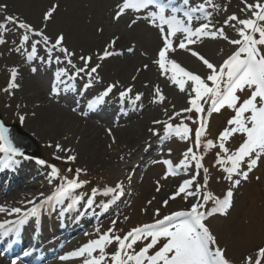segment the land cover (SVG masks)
<instances>
[{
  "label": "snow or ice",
  "instance_id": "1",
  "mask_svg": "<svg viewBox=\"0 0 264 264\" xmlns=\"http://www.w3.org/2000/svg\"><path fill=\"white\" fill-rule=\"evenodd\" d=\"M241 3L243 7L240 11L246 13V17L230 14L223 21V25L217 27L211 22L206 7L211 6L215 10L217 6L213 0H204L203 3L195 7H186L183 11L180 7H170L161 0H116L111 14L113 21L120 22L127 17L126 26L130 30L134 31L141 22L156 30L159 43L151 64L157 66L160 75L169 86H174L187 98L188 106L174 113V116L195 113L197 114L195 119L190 116L184 119H192V122L198 126L193 130L183 122L175 126L159 120L154 123L163 124L168 135H175L181 140L190 138L194 131L196 150L203 148L207 151L217 148L216 163L221 166L229 187L222 198L206 191L208 169L203 168V156L197 155L193 148L189 147L179 167L187 169L191 160L194 162L195 171L190 178L178 184L177 190L168 199L175 200L183 196L193 198L194 202L187 208L171 212L155 219L152 223L133 227L122 236L116 234L114 220L113 226L106 232L100 233L97 239L72 253L74 257H84V264H105V261H108V264H232L207 221L210 216L229 214V210L234 206L235 190L242 182L249 179V174L264 160V0H252V2L241 0ZM183 5L188 6L189 0H183ZM2 8H6V5H0V9ZM58 9L59 5L53 4L43 12L42 22L45 26L54 19ZM194 13L204 15V21L195 27L192 26ZM180 15L183 18H178ZM195 19L199 20V17ZM10 26L20 30L18 46L14 49L17 53L26 52L29 61L42 59L46 63L54 61L58 65L64 64V67L55 73L58 83H63V78L69 81L82 78L85 80L82 87L90 88L93 82H100L99 70L102 62L111 57L125 55L124 51H116L119 37H113L99 52L79 55L78 59L82 63L78 66L73 61L76 53L66 46V36L63 32L49 37L43 29L35 27L26 20L5 14L3 22H0V45L7 43L5 35ZM227 27L233 28L239 38L229 37L225 32ZM99 31L103 32V29L100 28ZM205 39L224 40L228 45L233 46V50L219 64L213 63L194 47L197 42L202 43ZM40 45H43V50L46 52L44 57L39 55ZM177 50H183L200 61L206 70L205 73L203 75L194 73L173 59L172 54ZM126 52L135 53L136 45L130 44ZM141 55L147 53L142 52ZM148 68L149 64H144L142 70ZM36 70L32 69L33 72ZM17 74V69L13 68L5 91L18 87ZM115 87V84H109L104 88L88 105L89 109L103 104ZM51 91L53 94H58L56 86ZM132 92L133 89L127 87L120 91L119 95L121 99L132 98L136 102L142 100L143 93H136L132 97ZM165 100L166 96L162 88L155 85L152 90V103L163 104ZM224 108L233 113L227 121L228 126L219 133L215 142L211 139L204 142L202 137L207 128L205 114L219 113ZM173 118L169 117V119ZM18 119L23 122L25 117L20 115ZM235 135L240 136L241 142L234 151H231L226 147V142ZM56 150L71 151L62 148L59 144L56 145ZM0 152L5 153L7 157L0 161V167L3 168H10L16 164L15 157L28 159L21 148L13 143L9 129L3 123H0ZM65 159L70 162L75 161L76 156L69 155ZM37 163L49 167L50 179H59L60 183L51 195L39 199L38 202L28 201L32 206L26 211L22 212L21 208L12 209L9 215L16 214L19 219L6 222L13 225L11 229H6L5 224H0V229H4L0 232V236H8L13 230L18 236L22 235V228H26L30 222L34 223L30 218L40 216L45 205L63 204L86 183L79 179L83 169H76L74 177L68 179L60 176L56 166L48 165L44 160H38ZM163 163L167 165L170 174L176 173L177 168L172 161L165 160ZM201 169L204 179L202 183H197ZM68 171L73 170L68 169ZM93 192L95 193L96 190L93 189ZM109 194H112L113 199L122 196L123 184L117 183L114 187L107 188L104 195ZM209 201L214 204L211 209L207 207ZM86 202L91 207L92 199L89 198ZM79 203V200L71 199L67 207L70 210ZM163 204L167 207L168 201L165 200ZM104 207H107V204ZM155 215H160L159 209L155 211ZM140 242L143 244L137 248L136 245ZM112 244L116 245V249L109 254L106 250ZM96 253L98 255H95ZM261 260H264V246L256 249L255 264H261ZM12 264H16V261H12ZM241 264H253V257L251 255L243 257Z\"/></svg>",
  "mask_w": 264,
  "mask_h": 264
},
{
  "label": "rangeland",
  "instance_id": "2",
  "mask_svg": "<svg viewBox=\"0 0 264 264\" xmlns=\"http://www.w3.org/2000/svg\"><path fill=\"white\" fill-rule=\"evenodd\" d=\"M168 1V0H166ZM165 0L162 3L165 4ZM197 2V0H195ZM252 2V0H249ZM88 6L91 7V11L96 13H101V7L106 5V0H87ZM7 5L6 0H0V5ZM243 5H240V9ZM235 13L241 18L246 17V13L241 12L240 10L233 9L230 14ZM8 14L6 10L0 9V22H3L4 15ZM111 15H109V18ZM178 18H183L180 15ZM127 17L123 18L120 22L112 21V27L117 26L121 33L127 34L129 37H132L136 45V58L134 61L128 64L130 71L124 73L125 78H129L130 75L134 74L137 69L140 68V64H144L146 59H149L150 54L141 56V53H146L145 49L142 47V38L146 34H151L149 26L142 25L143 22L135 28V30H130L126 26ZM200 22L196 23V26ZM109 26L110 33H105L103 43L105 44L112 37H116V33L113 28ZM226 34L233 38L238 39L236 31L231 28H225ZM20 37V30L9 27L8 32L5 35L7 40L6 44L0 45V118L3 124L5 125H17L20 130L28 135L32 139L36 146L39 148L40 156L39 158H31L28 155V159L33 161L44 173V179L40 180L38 186L32 193V199L43 197L47 193L55 191V188L60 183L59 179H50V168L40 165L37 163L38 160H44L52 162H66L76 169H83V174L86 175V178L91 181L90 185L97 184L96 187H103V192L105 193L106 189L109 187H114L117 183L123 184L122 196H119L117 201L111 202L112 196H100L92 203L91 207L87 204V200L92 194L90 188H85L81 193H77V198L80 199V208H77L78 211L82 212L84 206L91 209L92 213L85 214L83 219H86L88 215H94V226L92 228H87L81 232L75 239H71L72 229H78L81 231V228L70 226L67 229L57 228V223L52 220V218H47L40 223V233L36 234L33 230L38 229L34 223H29L27 230L23 233L22 240L26 242L28 247H35L38 250H41L43 254H51L43 260V263L40 264H84V257H74L72 253L76 252L79 248L83 247L92 240L98 238L100 233L106 232L110 227H112V222L115 220V228L117 230V235H124L128 230L133 227L141 226L146 223H152L155 219L162 218L164 215H168L171 212L185 209L189 206L190 203L194 202L193 198H185L183 196L177 197L175 200H169V196L172 195L178 187V184L181 183L184 179L190 178L195 171L194 162L189 160V167L187 169L180 168L179 165L184 159V154L187 152L189 147H192L196 152L194 140L195 133H191L190 138L181 140L175 135H168L163 124H160L154 131L148 134V138L156 133L158 139H164V143L159 145L156 149H149V153H139V156L136 157L133 161H130V158L127 160L129 155L134 154L136 147L132 145L125 148L126 150L122 151L121 155H117L120 150L114 148L108 143L102 146L103 155L97 156L92 154V157L89 155L94 151L101 153V150H98L94 147L97 142L93 141L91 136L87 131V127L84 126L85 123L91 124L95 122L92 118H95L94 114L96 112L90 111L88 105L92 103L91 98H86L83 100H74L71 104H68V98L64 99L62 103L54 102L57 109L64 114L72 113L74 116H81L85 123L82 124V130L76 131L75 133L69 132L68 129H63L61 135L63 139L67 141L68 144L80 145L84 151V155H80L76 150L66 154H56L50 145V140H47V137L43 135L45 126L36 125L34 123L35 118L32 111L25 110V112H20V107L17 102L18 94L11 89L5 91L9 82L10 75L13 68L16 69L18 66V61L21 60V66H25V61L22 60V54L17 53L14 49L18 46V40ZM142 37V38H141ZM103 44V45H104ZM219 54L218 60L213 62L219 64L224 58L229 55L233 46L228 45L224 40H219ZM156 52L152 55L154 57ZM19 55V56H18ZM147 57V58H146ZM121 59L110 58L109 62H102V67L99 70V76L104 77L105 84L109 83V79L115 77L114 69L118 66H122L124 62L120 61ZM121 62V63H120ZM17 77L22 74L30 73V69H17ZM146 71L140 73V81L146 75ZM52 75V73H48ZM16 77V78H17ZM35 77V76H34ZM149 80L157 85L167 87L169 93L166 96V100L163 104H157L154 109H148L146 106L143 109L138 108L139 112L136 116L130 115L129 119L125 121H120L126 125L129 123H136L140 121L141 118L148 115L152 111V116L158 117L162 122L173 124L174 126L183 122L189 128L195 129V125H190L184 117L190 116L193 119L197 117L195 113H182L180 116H174V113L179 112L181 109L187 107V98L183 93H180L178 89L174 86H169V83L160 75L159 71H154L153 74L150 73ZM37 89L43 92L45 95L51 94L52 82L51 78L48 75L36 74ZM19 82V81H16ZM243 96V94H241ZM66 102V105L65 103ZM207 109V105L205 106ZM87 108V109H86ZM75 109V111L73 110ZM94 109V108H93ZM87 111L90 114V117H87L86 114H82L83 111ZM231 110L222 109L219 113H211V116L208 117L207 113L206 120L208 127L206 128L205 139H202L204 142L211 139L214 142L217 140V137L222 129L227 127V121L230 116L227 114ZM232 115L233 113L230 112ZM92 114V115H91ZM23 115L25 120L21 122L18 117ZM138 116V118H136ZM174 117L169 119V117ZM4 118H6L4 120ZM98 118H96V121ZM189 120V119H187ZM103 124H113V122L98 121ZM212 122V124H211ZM102 126V125H101ZM105 126V125H104ZM217 128H220L217 131ZM237 136V135H236ZM240 138V136H239ZM236 141V140H235ZM231 140L226 142V147L235 149L236 146L233 144L230 145ZM237 142V141H236ZM91 146V150H90ZM137 146V144H136ZM216 148L210 149V155L208 158L204 155L202 148L200 149L201 155L203 156V168L208 169L207 173V189L214 196L222 198L224 192L229 187L228 182L224 179V173L221 170V167L216 163V153L214 151ZM212 151V152H211ZM151 152L155 153L154 158ZM113 154L107 156V154ZM83 154V153H82ZM197 154V153H196ZM74 155L76 156L75 161H67L66 156ZM124 156H126L125 159ZM215 156V157H214ZM41 157V159H40ZM59 157V158H58ZM122 160V162H120ZM165 160H170L173 162L174 167L177 168V171L174 175L169 173L167 165L163 163ZM167 177V178H165ZM204 179L203 169L200 170V175L197 177V183H202ZM93 183V184H92ZM172 183H174L173 190H171ZM21 191V190H19ZM100 192V191H99ZM43 193V196H41ZM112 195V194H111ZM167 200V207L164 206L163 202ZM107 204V207L104 205ZM214 206V205H213ZM211 201H209L207 207L211 209ZM15 208H21L22 205L16 206ZM159 209L160 215L156 216L155 211ZM81 214V213H80ZM18 216V215H16ZM9 217V212L3 216H0V219ZM19 217V216H18ZM10 218V217H9ZM208 226L210 230L218 237L219 245L226 251L227 257L232 261V264H241L243 257L251 255L253 257V264H255L256 258V249L258 247L264 246V160H262L259 165L253 169L249 174V179L242 182L241 186L235 190L234 194V206L229 210L227 216L215 215L208 218ZM81 225H84L82 223ZM12 226L6 227V229H11ZM55 232L59 233V236L53 237ZM163 241H161L162 243ZM143 242L138 243L137 245H142ZM41 246V247H40ZM116 249V245H110L106 252L112 253ZM95 255H98L96 253ZM46 260V261H45ZM47 262V263H45ZM2 264V263H0ZM3 264H12V261H5ZM21 264V263H18ZM105 264H108V261H105ZM261 264H264V260H261Z\"/></svg>",
  "mask_w": 264,
  "mask_h": 264
},
{
  "label": "bare ground",
  "instance_id": "3",
  "mask_svg": "<svg viewBox=\"0 0 264 264\" xmlns=\"http://www.w3.org/2000/svg\"><path fill=\"white\" fill-rule=\"evenodd\" d=\"M6 2L10 9H8L7 6L2 9L6 10L9 15L19 17L35 27L43 29L49 37H54L57 33L63 32L66 36V46L69 50L76 53V56L73 57V61L77 63L78 66L82 63L78 59L79 55H91L99 52L104 47L105 44L103 40L104 36L110 33L109 26L114 29L116 33L115 36L119 37L116 51L125 52L123 56L113 57V59L119 58L121 59L120 61L124 62L122 66H117L116 69H114L115 77L109 79V83L105 84L104 77L100 76V82H93L90 88L82 87L85 83V80L82 78L72 81L63 78V83H58L55 79V73L58 69L63 68L64 64L58 65L54 61L52 63H46L42 59L29 61L27 60V53L21 52L22 60L25 61L26 65L21 66L20 63L22 62L19 60L16 69L20 68L27 70L29 68L30 73L22 74L16 78V81H19L16 82L18 87L12 90L14 93L16 92V94H18L17 105H19L21 113L25 112L26 109L30 112L32 111L35 118L34 123L36 125L45 126L43 135L47 137V140L53 137L50 140V145L56 154H69L73 152V150H76L80 155L85 154L84 149L80 145L73 146L72 144H68L61 135V132L65 128L68 129L69 132L73 130L71 133L82 130L81 123H85V121H83L81 116H74L72 113L64 114L63 111L61 112L57 109L54 102L62 103L63 100H61V98H68V104H71L74 100L86 98H91V101H94L96 96L109 84H115L116 87L113 89V92L105 98L104 103L97 105L93 111L99 113L103 112L105 113L103 114L104 116L110 117L111 119L113 118L115 120L113 125L111 127L108 126V128L95 127L87 123L84 125L87 127V131L90 133L89 135L92 140L98 143L95 144L94 147L100 150L105 143H108L114 148H117V150H120L121 152H118L117 155H121V153H123L122 151L126 150L125 148L134 145L136 151L127 158V160L130 158V161H133L139 156V153H149V149H156L159 145L164 143L163 137L162 139H158L157 135L148 138V134L160 125L154 123V121H161L158 117L152 116V111L141 118L140 121H137V124H127L129 121L126 125L124 123H119V121L129 119L130 115L136 116L139 113L137 112L139 110L138 108L143 109L146 106L148 109H154L157 105L152 103V90L157 84L149 80L150 73L153 74L155 70L159 71L156 65L151 64V54L156 52L159 43L155 29L149 27L151 34H146L144 38L141 37L143 41L142 47L145 49L146 53L150 54L148 56L149 59H146L144 62V64H149L148 70H142L144 64H140V68L137 69L134 74L130 75L129 78H125L124 73L130 71L128 64L139 58H136V52L133 54H128L126 52L130 44H135L133 41L134 39L129 37L126 33L123 34L117 30V26H115L117 29L112 27L113 23H111L112 19L111 17L109 18V15H111L114 10L116 0H106L107 4L101 7L102 10L99 14L91 11L92 9L88 6L87 0H6ZM203 2L204 0H197V2L195 0H189V5L184 6L183 0H172L168 5L170 7H180L183 11L186 7H195ZM213 2L217 6L215 10H213L211 6L206 7L211 16V22L217 27L223 25V21L230 15L233 9L240 10V5L242 4L241 0H213ZM53 4L59 5L58 12L55 14L54 19L45 26L42 22V14ZM193 16V27L196 26V23L204 21V15L202 13H194ZM195 17H199V20L195 19ZM142 25L145 26L146 24L143 22ZM100 28L103 29V32L99 31ZM194 47L211 62L218 60V52L220 50L219 40L213 41L211 39H205L202 43L197 42ZM38 50L40 57L46 55V52L43 50V45L38 46ZM54 55H59V53H54ZM141 56L144 57V55ZM172 58L194 73L203 75L206 71L200 61L191 57L189 53L183 50L175 51L172 54ZM109 59L104 62L108 63ZM33 68L37 70L33 72ZM142 71H146V75L140 81V73ZM37 73L48 75L51 78L52 88L54 86L58 88V94H53L52 91H50V95H45L43 92L39 91L36 81ZM48 73H52V75ZM133 77H135V79H133ZM145 85H147V87H145ZM159 86L162 88L165 95L169 93L167 87ZM127 87L133 89L131 94L132 97H134L136 93H143L142 100L136 102L132 98L121 99L119 93ZM64 103L66 105V102ZM82 114H86V110L83 111ZM136 118H138V116ZM5 119L6 118H4V120ZM57 144L64 149H71V151H57ZM91 149L90 146V150ZM104 153L102 149L100 154L94 151L89 155L91 157L92 154H94V156H100ZM151 153L150 156L152 155L154 158L155 153ZM113 154L110 153L107 154V156L109 157ZM6 158V154L0 152V160H5ZM125 158L126 156H124L123 159ZM15 159L17 163L12 167H0V169L2 168V170H0V215L6 210L10 211L15 204L29 201L30 199H28V197H30L33 190L37 188L38 182L45 177L44 173L40 171L39 167L30 159H23L20 157H15ZM120 162H122V160ZM44 181H46V179H44ZM173 187L174 183H172L171 190H173ZM8 221L14 220L4 219L0 221V224L7 225L9 224L6 223ZM3 262L4 261L0 259V263Z\"/></svg>",
  "mask_w": 264,
  "mask_h": 264
},
{
  "label": "water",
  "instance_id": "4",
  "mask_svg": "<svg viewBox=\"0 0 264 264\" xmlns=\"http://www.w3.org/2000/svg\"><path fill=\"white\" fill-rule=\"evenodd\" d=\"M9 129L13 143L32 158L39 157V148L25 133L21 132L16 125L6 126Z\"/></svg>",
  "mask_w": 264,
  "mask_h": 264
},
{
  "label": "trees",
  "instance_id": "5",
  "mask_svg": "<svg viewBox=\"0 0 264 264\" xmlns=\"http://www.w3.org/2000/svg\"><path fill=\"white\" fill-rule=\"evenodd\" d=\"M220 128H217V131L219 130ZM224 129H222L221 131H223ZM63 169L64 170H68V169H72L73 171H70V172H72V174H73V176H72V178L74 177V174H75V169L74 168H71V167H69V166H63ZM79 179L80 180H82V181H86V183H88V184H90L91 183V181L90 180H88L85 176H83L82 174L80 175V177H79ZM85 185V184H84Z\"/></svg>",
  "mask_w": 264,
  "mask_h": 264
}]
</instances>
